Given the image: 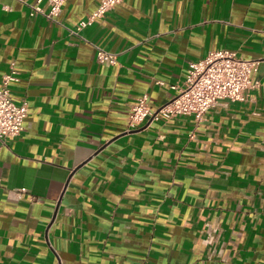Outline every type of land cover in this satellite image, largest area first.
<instances>
[{"label":"crops","instance_id":"1","mask_svg":"<svg viewBox=\"0 0 264 264\" xmlns=\"http://www.w3.org/2000/svg\"><path fill=\"white\" fill-rule=\"evenodd\" d=\"M36 2L0 0V83L29 104L0 140V264H264V0H123L81 30L100 0ZM216 49L260 60L244 100L128 129Z\"/></svg>","mask_w":264,"mask_h":264},{"label":"built area","instance_id":"2","mask_svg":"<svg viewBox=\"0 0 264 264\" xmlns=\"http://www.w3.org/2000/svg\"><path fill=\"white\" fill-rule=\"evenodd\" d=\"M37 0L32 5L31 15L37 13L57 19L67 0H48V10ZM123 0H100L97 9L87 18L77 24V30L91 25L103 17ZM99 62H117V53L103 47L96 48ZM260 60L249 59L237 51L216 49L210 51L204 58L191 62L185 81L180 86H174L176 93L164 104L153 108L144 93L131 106L128 113V129H136L148 119H171L179 115H193L201 120L206 112L221 100H244L247 93L259 84L256 78ZM16 71L3 77L0 83V140L9 136H18L24 130V120L28 115L29 104L26 99L16 100L11 92L10 83L16 80ZM26 191L21 187L15 190L17 195Z\"/></svg>","mask_w":264,"mask_h":264}]
</instances>
